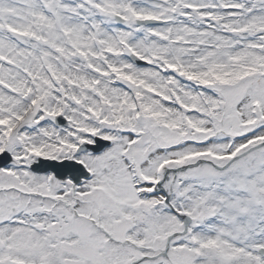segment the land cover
<instances>
[{"label": "snow or ice", "instance_id": "6c2138e0", "mask_svg": "<svg viewBox=\"0 0 264 264\" xmlns=\"http://www.w3.org/2000/svg\"><path fill=\"white\" fill-rule=\"evenodd\" d=\"M0 264H264V0H0Z\"/></svg>", "mask_w": 264, "mask_h": 264}]
</instances>
